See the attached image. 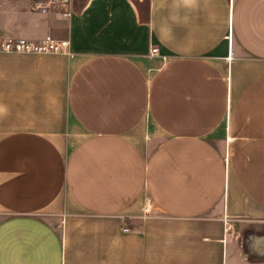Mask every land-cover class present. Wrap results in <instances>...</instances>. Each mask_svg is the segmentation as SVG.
<instances>
[{
  "label": "crops",
  "instance_id": "crops-1",
  "mask_svg": "<svg viewBox=\"0 0 264 264\" xmlns=\"http://www.w3.org/2000/svg\"><path fill=\"white\" fill-rule=\"evenodd\" d=\"M48 34L0 52V264H264V0H0Z\"/></svg>",
  "mask_w": 264,
  "mask_h": 264
},
{
  "label": "built area",
  "instance_id": "built-area-1",
  "mask_svg": "<svg viewBox=\"0 0 264 264\" xmlns=\"http://www.w3.org/2000/svg\"><path fill=\"white\" fill-rule=\"evenodd\" d=\"M75 0H31V10L40 14L55 13L62 18L69 19L74 14ZM0 52L5 53H35V54H67L70 55V42L58 39L48 34L42 38L30 40L26 38L0 37ZM159 49L154 47L151 54L156 55ZM151 215V207L145 206L142 218ZM124 231H128L124 228Z\"/></svg>",
  "mask_w": 264,
  "mask_h": 264
},
{
  "label": "clouds",
  "instance_id": "clouds-1",
  "mask_svg": "<svg viewBox=\"0 0 264 264\" xmlns=\"http://www.w3.org/2000/svg\"><path fill=\"white\" fill-rule=\"evenodd\" d=\"M185 4L189 6H195L196 0H185ZM6 112V109L3 106H0V115H3Z\"/></svg>",
  "mask_w": 264,
  "mask_h": 264
},
{
  "label": "rangeland",
  "instance_id": "rangeland-1",
  "mask_svg": "<svg viewBox=\"0 0 264 264\" xmlns=\"http://www.w3.org/2000/svg\"><path fill=\"white\" fill-rule=\"evenodd\" d=\"M229 38H230V34H229Z\"/></svg>",
  "mask_w": 264,
  "mask_h": 264
}]
</instances>
